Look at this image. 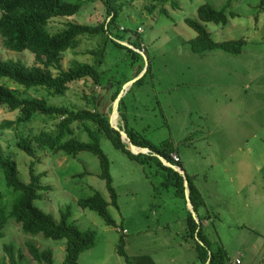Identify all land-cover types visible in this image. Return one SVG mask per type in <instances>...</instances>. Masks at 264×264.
<instances>
[{"label": "rangeland", "instance_id": "obj_1", "mask_svg": "<svg viewBox=\"0 0 264 264\" xmlns=\"http://www.w3.org/2000/svg\"><path fill=\"white\" fill-rule=\"evenodd\" d=\"M66 1L81 4L75 15L64 17L69 18L68 21L90 24L110 19L100 0ZM174 1L176 6L167 2L153 8L147 0H116L121 8L114 22L120 31H113L112 37L80 36L79 45L62 57L63 67L74 61L94 64L95 55L89 51L97 49L101 59L97 68L103 72L101 84L95 85L91 79L80 80L73 83L64 96L48 99L56 105L94 110L87 100L101 95L98 109L108 115L110 122L113 117V123L118 125L121 116L118 107L113 111L115 102L111 93L117 88L114 84L123 81L122 111L128 127L157 146L168 141L179 152L183 166L178 170L184 176L187 173L200 187L213 218L207 227L211 245L224 244L231 255L242 241L260 239L241 227V223L264 218V141L260 139H264V6L260 5V0H235L227 13L231 10L236 16L229 17L226 25L205 23L215 40L243 38L245 44L239 54L221 49L196 53L188 42L196 32L184 19L197 18V7L204 2L221 8L225 0ZM161 8L168 15L160 13ZM50 26V31H56L62 23L52 20ZM9 58L29 65L34 60L28 51L5 48L0 38V59ZM141 76V80L136 81ZM0 82L18 87L5 78H0ZM28 94L34 95V90ZM16 114V111L0 108V122L14 119ZM57 121L56 117L36 115L19 130L0 129V145L3 153L15 160L22 181L30 180L32 163L34 172L42 175L41 184L50 187L40 192L36 206L50 213L56 221L60 220V210L69 207V222L81 230L97 232L96 245L79 254V264H129L117 252L120 238L125 241L129 262L138 261L140 257L145 261L148 253L153 252L156 264H186L190 254L185 255L186 249L181 245L187 209L190 210L187 199L185 204L172 188L155 187L160 178L153 173L147 176L143 165L114 147L106 136L101 135L100 145L109 160L117 193L118 207L108 206L116 226L106 225L95 211L83 209L77 203L95 192L109 201L96 155L89 151H81L76 156L51 153L33 143L36 148L33 157L18 148V137H32L41 129L52 131ZM82 138L87 139L85 133ZM0 192L8 205L14 195L2 177ZM247 201L259 202L254 214L246 206ZM260 223L264 228V220ZM122 226L126 233L117 230ZM3 231L0 264H10L3 247L6 243H12L24 254L20 264H39L29 255L27 242L40 250L52 249L54 264H62L66 239L25 233L13 217L7 219ZM138 238H142L143 247L134 241Z\"/></svg>", "mask_w": 264, "mask_h": 264}, {"label": "trees", "instance_id": "obj_2", "mask_svg": "<svg viewBox=\"0 0 264 264\" xmlns=\"http://www.w3.org/2000/svg\"><path fill=\"white\" fill-rule=\"evenodd\" d=\"M100 1L105 6L110 19L106 22L103 20L88 24L68 21L69 18H64L75 15L81 8L80 3L66 0H0V38L4 47L15 52L28 51L34 57L31 65L20 59H0V78L12 81L18 86L11 87L6 82H0V108L17 112L14 119L2 120L0 129L19 130L36 115L56 117L58 121L54 130L41 129L32 137L20 136L16 143L18 148L33 157L36 155L33 143L51 153L62 152L65 155L76 156L81 151H89L96 155L100 165V177L105 181L109 201L99 192H95L91 196L80 198L77 203L83 209L95 211L106 225L116 226V221L109 213L108 206L112 204L118 207L117 193L112 184L109 160L100 145L101 135L106 136L114 147L143 165L147 176L150 173L157 175L160 179L155 183V187L159 185L161 190L172 188L176 197L182 199L185 204L186 189L184 175L161 160L163 158L172 165L182 166L180 160L175 162L171 156L177 150L173 149L168 141L157 146L138 131L129 128L123 116L122 97L118 102V111L121 116V124L118 123V127L126 132L127 139L131 143L138 147L148 148V152L133 153L127 148L126 139H123L119 130L112 126L108 115L98 109L101 95L93 96L91 100L84 97L85 100L88 99L87 102L92 103L94 110L77 109L66 104L56 105L48 99L49 96H64L71 85L80 80L91 79L95 85L101 84L103 72L97 68L101 64L97 49L89 51L95 55L94 64L74 61L68 67L62 65L63 55L79 45L80 36L100 38V35H106L112 37L113 31H120L114 21L121 7L116 4V0ZM147 1L153 8L167 2H171L173 6L177 5L174 0ZM232 1L235 0H225L221 8H215L208 2H204L197 7V18L186 17L184 19L185 23L196 32V35L188 40L193 52L202 53L212 49H221L232 54L241 52L245 44L243 38L218 41L211 36L205 26L207 22L226 25L229 17L236 16L234 11L229 10L227 13ZM260 5L264 6V0H260ZM152 7L148 9L151 10ZM160 13L168 15L164 8L160 9ZM52 20L61 22L62 27L56 31H50ZM116 38L120 39V37ZM113 41L123 46L122 43ZM134 46L137 47V45ZM128 49L137 53L131 48ZM139 71L140 68L136 74ZM142 76L136 81L141 80ZM111 82L109 80V84ZM122 82L114 84L117 88L111 93L112 100H115L119 94ZM30 90H34V95L28 94ZM41 91L42 95H38ZM84 133L86 140L82 138ZM29 174L30 180L22 181L15 160L6 156L0 145V177L14 195L7 205L3 193L0 192V238L4 235L3 229L7 219L13 217L21 224V229L25 233H42L45 237L52 239H66L62 264H79V254L96 245L97 232L93 229L81 230L76 224L69 222V207L60 210V220L56 221L50 213L36 206L35 201L41 198L40 192L50 187L41 184L42 175L34 172L32 163ZM185 176L189 200L193 207V212L187 209L185 217L186 236L195 239L198 256L202 261H206L207 264H227V254L223 245L212 246L203 229L202 221L206 217L199 213L200 208L204 206L199 189L192 177L187 173ZM124 243L125 241L120 238L117 252L129 262ZM25 245L29 255L39 264H54L52 249L40 250L31 242ZM3 247L10 264L23 263L24 254L16 249L15 245L6 243Z\"/></svg>", "mask_w": 264, "mask_h": 264}, {"label": "crops", "instance_id": "obj_3", "mask_svg": "<svg viewBox=\"0 0 264 264\" xmlns=\"http://www.w3.org/2000/svg\"><path fill=\"white\" fill-rule=\"evenodd\" d=\"M260 139L262 141H264V139H262V138H260ZM173 154H175V155L178 154L180 156L179 152H177V151H174ZM180 158H181V156H180ZM180 161H181V165H182V158L180 159ZM197 188L199 189V192H200V194L203 198V201H204L203 209L201 212L199 210V213H200V215L205 216V217H206V215H209L208 218H205L202 221L203 229L205 231V234L208 236L211 233L208 231L207 227L213 221V218L210 215L209 211L207 210L208 207H207L205 198L202 195L200 187L197 186ZM246 206L251 208V210L253 212L254 208H258L259 202L253 201L252 203H250L249 201H247ZM253 214H254V212H253ZM263 220H264V218H261V217L251 218L248 220V222H242L240 225L241 227L245 228V230H247L248 232H251V233H254V235L260 236V239H258V238L254 239V240L248 239V240L242 241L240 244H238L235 247V249L232 251L231 255L230 254L228 255L227 248L224 246V244H222L226 250V253H227V259H228L227 264H264V228H262L263 223H260ZM253 223H255L256 226H253ZM117 230L120 231L121 233H126V230L123 226L118 228ZM96 239H97V237H96ZM182 240L184 243H182L181 246H182V249H186V251H184L185 255H187V252H189V254H190V258L189 259L186 258V264H207L206 261L205 262L202 261L201 258L198 256L199 253L197 251L195 239L193 237L186 236V225H185V234L183 235ZM134 241L136 243H138L140 245V247L144 246L142 238L135 239ZM193 241H194V243H192ZM156 259H157V257H155L153 252H149L148 255L146 256L145 261H142L141 257H140L138 261H135V260L131 261L130 260V262H128V261L127 262L129 264H156V262H155ZM237 260H238V262H237ZM167 264H178V263L177 262H168Z\"/></svg>", "mask_w": 264, "mask_h": 264}, {"label": "water", "instance_id": "obj_4", "mask_svg": "<svg viewBox=\"0 0 264 264\" xmlns=\"http://www.w3.org/2000/svg\"><path fill=\"white\" fill-rule=\"evenodd\" d=\"M122 91L117 95V97L115 98L114 102H115V105H114V108H113V111H117V107H118V102H119V99L121 97V94ZM116 113H114L115 115ZM114 120H113V117H112V121H111V124L114 128L118 129L119 132H120V135L121 137L124 139H126V142H127V148L133 152V153H139V152H148L149 149L148 148H142V147H138V146H135L133 143H131L128 139H127V135H126V132L123 130V129H120L118 127V125H115L114 123ZM161 158V157H160ZM161 160L167 164V165H171L167 160L161 158ZM184 184H185V189H186V199H187V203L190 207V211L193 212V207H192V203L191 201L189 200V195H188V186H187V182H186V177L184 176Z\"/></svg>", "mask_w": 264, "mask_h": 264}, {"label": "built area", "instance_id": "obj_5", "mask_svg": "<svg viewBox=\"0 0 264 264\" xmlns=\"http://www.w3.org/2000/svg\"><path fill=\"white\" fill-rule=\"evenodd\" d=\"M172 158H173V160L175 161V162H178L180 159H179V157L177 156V155H175V154H172ZM238 261V260H237Z\"/></svg>", "mask_w": 264, "mask_h": 264}, {"label": "clouds", "instance_id": "obj_6", "mask_svg": "<svg viewBox=\"0 0 264 264\" xmlns=\"http://www.w3.org/2000/svg\"><path fill=\"white\" fill-rule=\"evenodd\" d=\"M172 154H173V153H172ZM172 154H171V156H172ZM163 163H164V162H163ZM164 164H165V163H164ZM166 165H167V164H166ZM171 166H172L173 168L177 169V170L180 169V166L172 165V164H171ZM237 262H238V261H237Z\"/></svg>", "mask_w": 264, "mask_h": 264}]
</instances>
